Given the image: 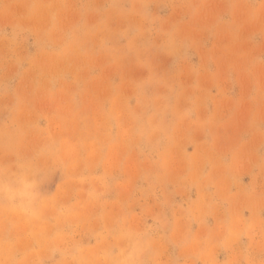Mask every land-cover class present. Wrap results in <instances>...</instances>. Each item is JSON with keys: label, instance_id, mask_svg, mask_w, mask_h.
Masks as SVG:
<instances>
[{"label": "rangeland", "instance_id": "obj_1", "mask_svg": "<svg viewBox=\"0 0 264 264\" xmlns=\"http://www.w3.org/2000/svg\"><path fill=\"white\" fill-rule=\"evenodd\" d=\"M0 264H264V0H0Z\"/></svg>", "mask_w": 264, "mask_h": 264}]
</instances>
